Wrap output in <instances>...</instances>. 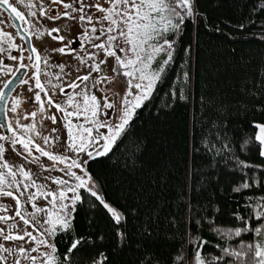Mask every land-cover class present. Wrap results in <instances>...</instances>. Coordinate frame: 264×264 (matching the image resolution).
Here are the masks:
<instances>
[{
	"label": "snow or ice",
	"instance_id": "1",
	"mask_svg": "<svg viewBox=\"0 0 264 264\" xmlns=\"http://www.w3.org/2000/svg\"><path fill=\"white\" fill-rule=\"evenodd\" d=\"M52 2L58 6L60 0ZM3 4L15 17L29 24L34 21L42 23L44 19L56 23L63 17L75 20L78 16L82 24L86 21L91 25L90 31L85 29L83 39L95 51L88 52L85 49L83 54H77V59H80L81 55L87 57V61H81L82 63H89L88 74L76 77L84 87L81 88L80 83L76 81L67 84L73 92L65 93L64 106L50 97L48 99L49 105H54L58 112L64 114L66 144L57 137L53 143L58 142V149L45 150L40 144L24 138V130L31 131V126L20 125L19 121V131L9 123L7 130L12 136H0V141L10 140L7 154L6 145L0 144V197L12 198L15 201V216L19 217L24 225H29L30 221L25 215L27 213L31 216L33 227V231H25L23 235L5 233L3 228H0V240L17 245L13 250L0 243V264H74L76 253L87 246L89 241L83 237L75 239L66 253L60 254L56 238L58 233L67 234L74 229L78 206L89 197L94 198L96 207L103 210L109 226L115 229V238L118 241L116 248L111 252L100 253V264H114L112 257L123 252L125 248L136 253L133 264H264V119H253L250 122L251 148H254L261 158L260 165H254L229 155L226 151L227 144L223 145L224 150L216 147V143L227 140L226 126L213 120V110L220 101L208 95H201L200 117L196 116L193 109L190 157L194 158L203 149L212 154L217 166L226 167L232 164L233 169L240 172V182L232 188V192L239 195L243 204L230 210L224 209L222 205L213 208L218 200L214 201L207 195L205 186H213L214 181L195 168L194 159H190L186 165V175L189 178L187 187L181 186L174 196L165 197L158 189L168 183L167 176L161 178L159 173H146L145 164L141 159L143 152L139 155L136 151L129 153L125 144V141H129L139 149L146 139L137 133L136 121L144 119L142 113L149 105L156 108L155 116L148 111V118L152 120H158L162 113L167 114L168 109L175 110L178 103L188 105L192 79L188 70L189 62L199 47L201 26L207 29L209 19L200 13L199 0H107V6L101 3L93 4L91 0L85 5L83 0H77L75 3H65L63 13L55 14L54 9L45 8L43 3L33 2L25 5L28 9L27 17L13 6L10 0H3ZM93 10L95 15L88 14ZM259 11L264 12V5L259 6ZM190 25L196 31L195 44L184 38ZM226 26L232 27L231 24ZM235 30L243 31L245 25L241 24ZM51 31L59 30L53 28ZM221 34L228 39L233 38L227 33ZM255 38L264 42V32ZM14 39L11 33L4 32L3 38L0 39V52L8 51V59L15 62L17 56L11 55L10 50L18 49L21 69L28 67L24 63L27 52V61L32 65L29 69L32 73L29 80L34 79L35 88L43 90L40 79L41 62L47 69L51 54L41 55L36 47L17 45ZM65 50L62 47L56 51L63 53ZM101 53L106 58H114L116 66L112 67L109 59L99 58ZM162 56L166 58L158 68H154V63ZM177 59L183 60L179 70L182 75L178 74L172 81L169 92L164 93L169 99L162 105H156L153 101L158 98L154 94L160 92L158 84L167 80L168 67L174 65ZM93 61L95 63H92ZM101 64L107 65L110 72L117 75L123 72L119 86L123 92L120 104L103 103V109L113 110L111 119L107 118V115H100V104L97 102V95L93 94L100 81L92 78V73L99 72ZM72 74L76 75L75 72ZM123 78H127L126 85ZM261 79L264 81V77ZM20 83L28 81L20 80ZM59 92L64 93L63 86L59 87ZM41 99V92L37 91V104ZM0 101H5L2 91ZM17 103L15 99L11 102V110L14 113ZM254 113L264 116V104L255 108ZM73 116H83V122L74 125L71 119ZM52 120L56 123L55 117ZM198 120L201 133L199 145L196 138ZM44 143L48 144L47 138ZM122 144L125 145L122 155L129 153L124 157L122 170L129 176H135L138 172L144 173L143 178L138 177L136 184L130 187L131 202L125 204L108 202L103 191L104 186L97 181L90 169V162H99L100 158L110 159ZM17 145L22 146L23 151L13 155L12 149ZM33 147L40 156L47 157L48 161L52 162L49 167H45L39 157L33 156ZM57 151L62 154H57ZM6 156L12 157L11 163ZM138 160L141 161L139 168L136 163ZM37 164L45 172L56 170L62 175H44V182L38 183L42 174L37 172L33 175L28 167ZM59 165L63 167H58ZM41 198L46 204L38 207L36 202ZM22 201L30 204L33 211L28 213L23 209ZM224 211L230 213L231 221L239 222L240 225L227 232H221L219 228L214 229L221 240L227 238L226 246L215 244L214 255L206 252V240L195 241L194 248L190 247L194 244L193 237L197 229L211 228L216 223L215 219L208 220L209 215L215 217L217 213ZM0 219L5 223L8 221L7 217ZM168 233H171L172 242L169 244L167 255H164L158 250V242H167ZM245 234L248 235V242L244 240ZM100 239L103 241L104 237L101 236ZM91 264H97L96 260L93 259Z\"/></svg>",
	"mask_w": 264,
	"mask_h": 264
},
{
	"label": "trees",
	"instance_id": "2",
	"mask_svg": "<svg viewBox=\"0 0 264 264\" xmlns=\"http://www.w3.org/2000/svg\"><path fill=\"white\" fill-rule=\"evenodd\" d=\"M260 5H264V0H199L200 13L209 19L207 29L201 26L199 47L189 62L188 70L192 79L188 105L178 103L175 110L168 109L167 114L162 113L158 120L148 118V111H151L153 116L156 115V108L149 105L142 113L144 119L136 121L137 133L146 137L141 147L137 149L129 141H125L129 153L136 151L139 155L141 151L143 152L141 159L145 164L146 173L151 175L159 173L161 178L167 176L168 183L158 189L165 197L174 196L181 186L187 187L189 178L186 175L188 171L186 165L190 159H194L195 168L203 171L214 181L213 186H205L207 195L214 201L218 200L213 208L222 205L224 209L230 210L239 208L243 204L239 195L232 192V188L238 186L240 182L239 170H234L232 164L226 167L217 166L212 154L206 153L203 149L191 158L190 129L193 109L196 116L200 117L201 95L211 96L221 102L213 110V120L226 126L227 135V140L216 143V147L224 150L223 145L227 144L226 151L229 155L236 156L245 163L260 165L261 158L258 157V152L251 148L249 139L250 122L253 119H264V116L254 113L255 108L264 104V81L261 79L264 77V67H262L264 42L255 38L264 32V12L259 11ZM227 24H231L232 27H227ZM241 24L245 25V30H235ZM221 33H227L233 38L228 39ZM184 38L195 44L196 31L191 25ZM180 55L183 56V53ZM164 58L166 57L158 58L154 68H158ZM25 62L28 65L27 61ZM182 63V59H177L174 65H169L168 78L158 84L160 92L154 94L158 97L153 101L154 104L162 105L169 99L164 93L169 92L176 76L182 75L179 71ZM200 137L198 120L197 145ZM124 146V144L120 145L110 159L100 158L99 162H90L91 172L104 186L103 191L108 202L119 204L131 202L130 187L136 184L138 177L144 176V173L140 172L135 176H129L122 170L124 157L129 154L122 155ZM140 162L139 160L136 162L138 168ZM96 204L94 198H87L78 206L74 229L67 234L58 233L56 238L60 254L66 253L75 239L83 237L89 241L87 246L76 253L73 258L74 264H91L93 259L100 264V253H109L118 244L115 229L109 226L103 210L96 207ZM229 214L228 211H224L217 213L215 217L209 215L208 220L215 219L216 223L211 228L197 229L193 237L194 244L190 247L194 248L195 241L206 240L207 244L204 245L206 252L214 255L215 244L226 246L227 238L221 240L214 229L219 228L221 232H227L240 226L239 222L234 223L229 219ZM101 236L104 237L103 241L100 239ZM244 240L248 242L247 234L244 235ZM171 242V233H168L167 242L163 240L158 242V250L167 255ZM135 256L134 251L125 248L112 259L114 264H133Z\"/></svg>",
	"mask_w": 264,
	"mask_h": 264
},
{
	"label": "rangeland",
	"instance_id": "3",
	"mask_svg": "<svg viewBox=\"0 0 264 264\" xmlns=\"http://www.w3.org/2000/svg\"><path fill=\"white\" fill-rule=\"evenodd\" d=\"M22 1V2H21ZM10 0L13 3V6L17 7L19 11H21L26 17L28 13V9L25 5L31 4L35 2L36 4L43 3L44 5L49 6L47 8L54 9L55 13H63L65 3H75L77 0H60V2H65L63 5L59 3L57 6L52 2V0ZM84 4L87 5L89 0H83ZM91 3H101L107 6V0H91ZM4 7V4L2 5ZM6 8V7H5ZM87 11V9H86ZM88 14L95 15V10L89 12ZM20 20V23L23 29L30 35L31 45L36 47L41 55H50V63L47 69L44 68L43 62H41V84L43 86V90L35 88V80H29L31 76V71L29 69L32 68V65L27 61V52H25V61L30 65L28 69V73L26 74L24 81H28V83H19L13 92L10 94L7 105H6V115L8 124L11 123L13 128L19 131L17 128V121H19L20 125H30L31 131L25 129L23 132V136L26 139H31L33 143H38L45 150L52 151L54 149H58V142L56 141L57 137H60L63 142L67 143V129L64 127L66 123L64 114L58 112L54 105L48 104L49 97L53 99L56 103L65 105L66 95L71 94L73 92L72 89L68 88L66 85L76 81L80 83V87L83 88L84 85L80 81L76 79L77 76H83L88 74L89 63L81 62L87 61V57L81 55L80 59H77V54H83L85 49L88 52H94L95 49H92L87 43H85L83 39V33L87 28L90 31L91 25H88L85 21L83 24L79 21L78 16L75 20L71 17H63L59 22L53 23L47 19H44L42 23L33 22L31 24L26 23L24 20ZM28 19H31L28 17ZM0 39L3 38V33L8 32L11 33L14 39V43L20 46H24V42L21 36L18 35L15 27L13 26L11 19L8 15L7 9L6 11L0 10ZM99 27V25H97ZM53 28L58 29V32H52ZM98 35V33H97ZM59 37H62L60 39ZM99 42V41H97ZM41 45L43 47H41ZM64 47L66 50L63 53H59L56 51L59 48ZM18 49L13 48L10 50L11 55L17 56V61L13 62L8 59L9 52H0V90L2 86L7 82V80L14 74L16 69L20 67L19 55L20 53H14ZM14 51V52H13ZM13 52V53H12ZM118 54H120L118 52ZM99 58L109 59L112 67H115L114 58H106L103 53L100 54ZM98 58V59H99ZM34 62V61H33ZM92 63H95L93 61ZM63 69V71L61 70ZM79 69V71H77ZM34 70V69H33ZM76 73L73 75L72 73ZM50 73V75L48 74ZM123 77V72L119 75L115 72H110L109 68L105 64L100 65L99 72H93L92 78L97 79L100 83L97 84L96 89L93 91V94L97 95V102L100 104V115L105 116L111 119V114L113 112L112 109H103V103H113L119 105L123 92L120 91V81ZM124 83L126 85L127 78H123ZM55 86V87H54ZM64 87V93L59 92V87ZM126 90V88H125ZM37 91L41 92V102L37 104L35 101V94ZM79 91V89H77ZM13 99L17 100L16 112H12L11 110V102ZM18 113V115H17ZM56 118V123H53L52 118ZM73 124L76 125L78 123L83 122V116H73L71 117ZM105 131V130H102ZM0 136L11 137L12 133L9 135H5L2 132L0 127ZM47 138L48 144L45 145L44 140ZM0 144H5V154L8 152V146L10 145V140L0 141ZM23 148L20 145H17L15 149H12L13 155L16 152H22ZM57 154H62L57 151ZM33 156L39 157L42 164L45 167H49L52 162L48 161L47 157L40 156V153L35 151L33 147ZM6 158L11 163L12 157L6 156ZM33 175L37 172H40L42 175L38 179V183H43L44 175H62V173L52 170L51 173L45 172L40 165H30L28 166ZM58 167H63V165H59ZM52 187H55L52 185ZM34 191V189H33ZM38 207H43L46 204V201L41 198L36 202ZM23 209H26L28 213L32 212V208L30 204L23 203ZM26 218L29 219V225H24L23 221L20 220L19 217L15 216V201L9 197H0V217H7L8 221L5 223L4 220L0 219V228H3L5 233H10L12 235H23L25 231H33L31 216H28L25 213ZM11 226V227H10ZM35 235L36 232H33ZM0 243L4 244L6 247L16 249L17 245L13 242H7L0 240ZM99 264V263H97Z\"/></svg>",
	"mask_w": 264,
	"mask_h": 264
},
{
	"label": "water",
	"instance_id": "4",
	"mask_svg": "<svg viewBox=\"0 0 264 264\" xmlns=\"http://www.w3.org/2000/svg\"><path fill=\"white\" fill-rule=\"evenodd\" d=\"M6 7V6H4ZM6 9V8H5ZM8 15L18 33L19 36L22 37L24 45H31V38L30 35L23 29L20 20L15 17L14 13H11L9 9H7ZM27 71V68L21 69L20 67L16 70V72L7 80V82L3 85L0 91L4 93L5 101H8V98L10 94L13 92V90L16 88V86L20 83V80L24 78V75ZM19 78V79H18ZM8 85V87H5ZM5 101H0V127L2 129V132L5 135H9L10 132L7 130V115H6V105Z\"/></svg>",
	"mask_w": 264,
	"mask_h": 264
},
{
	"label": "flooded vegetation",
	"instance_id": "5",
	"mask_svg": "<svg viewBox=\"0 0 264 264\" xmlns=\"http://www.w3.org/2000/svg\"><path fill=\"white\" fill-rule=\"evenodd\" d=\"M64 3H65V2H60L61 5H63ZM51 4H52V3H51ZM51 4H50V5H51ZM2 5H3V0H0V10H2V11H6L5 7H3ZM11 22H12V21H11ZM12 24H13V23H12ZM13 26H14V25H13ZM26 68H27V71H28V67H26ZM16 70H17V69H16ZM27 71H26L24 77L26 76ZM15 72H16V71H15ZM15 72H14V73H15ZM23 79H24V78H23ZM23 79H22V80H23ZM2 87H3V86H2Z\"/></svg>",
	"mask_w": 264,
	"mask_h": 264
},
{
	"label": "crops",
	"instance_id": "6",
	"mask_svg": "<svg viewBox=\"0 0 264 264\" xmlns=\"http://www.w3.org/2000/svg\"><path fill=\"white\" fill-rule=\"evenodd\" d=\"M21 1V0H20ZM22 2V1H21ZM50 4V3H49ZM49 4L48 5H45V8H47L48 6H49ZM14 52V51H13ZM12 52V53H13ZM14 53H18L19 54V51L17 50L16 52H14Z\"/></svg>",
	"mask_w": 264,
	"mask_h": 264
}]
</instances>
